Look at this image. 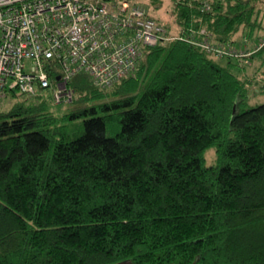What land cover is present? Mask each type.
I'll return each mask as SVG.
<instances>
[{
    "label": "trees",
    "instance_id": "trees-1",
    "mask_svg": "<svg viewBox=\"0 0 264 264\" xmlns=\"http://www.w3.org/2000/svg\"><path fill=\"white\" fill-rule=\"evenodd\" d=\"M257 1H177L182 40L113 88L79 74L68 114H0V264H264V104L245 109L243 60L189 42L251 46Z\"/></svg>",
    "mask_w": 264,
    "mask_h": 264
},
{
    "label": "built area",
    "instance_id": "built-area-1",
    "mask_svg": "<svg viewBox=\"0 0 264 264\" xmlns=\"http://www.w3.org/2000/svg\"><path fill=\"white\" fill-rule=\"evenodd\" d=\"M200 33L204 39L189 42L217 58L247 64L264 48L259 39L237 51ZM178 39L127 0H0V99L16 91L54 105L72 103L69 84L79 74L109 90L134 74L147 49Z\"/></svg>",
    "mask_w": 264,
    "mask_h": 264
},
{
    "label": "rangeland",
    "instance_id": "rangeland-1",
    "mask_svg": "<svg viewBox=\"0 0 264 264\" xmlns=\"http://www.w3.org/2000/svg\"><path fill=\"white\" fill-rule=\"evenodd\" d=\"M130 4L139 5L144 7L148 14L154 19H156L160 25L164 26L168 34L171 36H177L180 34L182 28L177 22V13L175 12V6L177 1L185 0H127ZM192 1V0H189ZM255 9L257 11L256 17L262 25L264 26V0H258L255 4ZM264 33L257 30L255 37L252 39V43H256L257 40L261 39ZM264 39V36H263ZM236 43L234 44L236 49H242L240 42H243V33L235 35ZM255 40V41H254ZM226 61H219L221 65H224ZM241 65L233 68L232 70L239 75V78L243 80H252L248 89H249V101L247 102L245 109L252 107L260 106L264 104V60L262 58H255L249 63H240ZM246 64V65H245ZM16 96L8 94L6 97L1 98L0 100V114L9 112L13 105L16 103L25 102L26 96H19V93L16 92ZM29 99V98H28ZM30 100V99H29ZM48 109L52 114L57 116H63L68 114L70 111L77 109L75 103L68 104H57L54 105L50 103ZM206 165H215L216 158L213 149L206 151L205 157Z\"/></svg>",
    "mask_w": 264,
    "mask_h": 264
}]
</instances>
